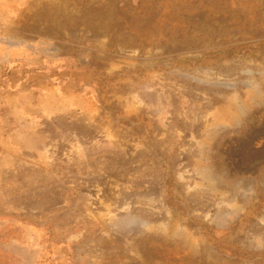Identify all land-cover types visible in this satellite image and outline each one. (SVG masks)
<instances>
[{"label": "rangeland", "instance_id": "374dc122", "mask_svg": "<svg viewBox=\"0 0 264 264\" xmlns=\"http://www.w3.org/2000/svg\"><path fill=\"white\" fill-rule=\"evenodd\" d=\"M0 264H264V0H0Z\"/></svg>", "mask_w": 264, "mask_h": 264}]
</instances>
